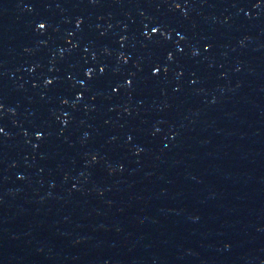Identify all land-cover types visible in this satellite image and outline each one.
Wrapping results in <instances>:
<instances>
[{
  "label": "water",
  "instance_id": "water-1",
  "mask_svg": "<svg viewBox=\"0 0 264 264\" xmlns=\"http://www.w3.org/2000/svg\"><path fill=\"white\" fill-rule=\"evenodd\" d=\"M0 264H264V0H0Z\"/></svg>",
  "mask_w": 264,
  "mask_h": 264
},
{
  "label": "snow or ice",
  "instance_id": "snow-or-ice-1",
  "mask_svg": "<svg viewBox=\"0 0 264 264\" xmlns=\"http://www.w3.org/2000/svg\"><path fill=\"white\" fill-rule=\"evenodd\" d=\"M43 27V25H41Z\"/></svg>",
  "mask_w": 264,
  "mask_h": 264
}]
</instances>
